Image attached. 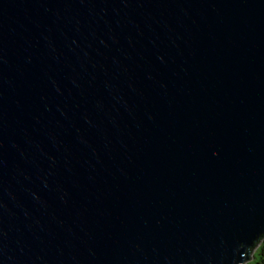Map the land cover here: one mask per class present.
<instances>
[{
	"label": "water",
	"instance_id": "1",
	"mask_svg": "<svg viewBox=\"0 0 264 264\" xmlns=\"http://www.w3.org/2000/svg\"><path fill=\"white\" fill-rule=\"evenodd\" d=\"M263 237L264 0H0V264Z\"/></svg>",
	"mask_w": 264,
	"mask_h": 264
},
{
	"label": "trees",
	"instance_id": "2",
	"mask_svg": "<svg viewBox=\"0 0 264 264\" xmlns=\"http://www.w3.org/2000/svg\"><path fill=\"white\" fill-rule=\"evenodd\" d=\"M251 253V258L245 264H264V237L256 243L252 248Z\"/></svg>",
	"mask_w": 264,
	"mask_h": 264
}]
</instances>
